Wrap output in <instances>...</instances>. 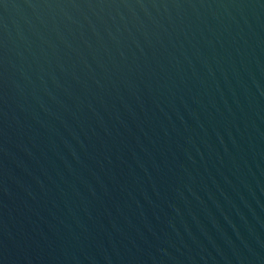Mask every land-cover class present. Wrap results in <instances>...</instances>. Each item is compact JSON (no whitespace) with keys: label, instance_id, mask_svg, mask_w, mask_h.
Here are the masks:
<instances>
[{"label":"water","instance_id":"obj_1","mask_svg":"<svg viewBox=\"0 0 264 264\" xmlns=\"http://www.w3.org/2000/svg\"><path fill=\"white\" fill-rule=\"evenodd\" d=\"M0 264H264V0H0Z\"/></svg>","mask_w":264,"mask_h":264}]
</instances>
